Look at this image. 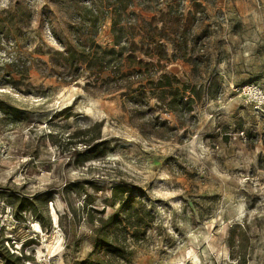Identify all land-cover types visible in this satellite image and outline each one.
Masks as SVG:
<instances>
[{
    "label": "rangeland",
    "instance_id": "1",
    "mask_svg": "<svg viewBox=\"0 0 264 264\" xmlns=\"http://www.w3.org/2000/svg\"><path fill=\"white\" fill-rule=\"evenodd\" d=\"M195 1L204 15L190 47L202 62L167 70L203 94L194 125L161 139L142 133L119 93L91 94L84 78L67 83L37 69L60 47L56 35L68 36L71 0H0V264H11L7 251L17 264L85 258L95 218L118 209L108 200L121 181L156 215L132 264H264V109L236 89H264V0ZM97 40L113 45L110 19ZM15 59L28 63L27 76ZM87 136L102 145L82 161L70 152Z\"/></svg>",
    "mask_w": 264,
    "mask_h": 264
},
{
    "label": "trees",
    "instance_id": "2",
    "mask_svg": "<svg viewBox=\"0 0 264 264\" xmlns=\"http://www.w3.org/2000/svg\"><path fill=\"white\" fill-rule=\"evenodd\" d=\"M71 1L68 36L64 39L56 35L60 47L50 52L46 62L37 63L39 72L67 83L84 78V90L91 94L119 93L124 108L139 120L137 126L147 137L153 134L166 139L167 135H177L180 128L193 126L194 107L204 88L183 81L167 68L176 60L193 67L202 62L203 58L191 50L198 43L195 30L204 15L203 4L192 0L191 9L185 13L184 0H170L166 9L161 7V0ZM107 19L111 21V46L97 40ZM168 45L173 47L171 55ZM12 64L22 76L29 74L26 61L15 59ZM157 109L175 116L178 126L162 120L156 115ZM96 139L89 136L74 142L70 153L82 157V161L90 160L102 145ZM81 145L82 151L78 148ZM139 193L137 186L123 181L112 187L108 202L118 204V209L95 218L93 249L72 264H132L137 246L148 238L156 223L155 213ZM17 258L9 251L3 255L11 264H17Z\"/></svg>",
    "mask_w": 264,
    "mask_h": 264
},
{
    "label": "built area",
    "instance_id": "3",
    "mask_svg": "<svg viewBox=\"0 0 264 264\" xmlns=\"http://www.w3.org/2000/svg\"><path fill=\"white\" fill-rule=\"evenodd\" d=\"M238 92L246 96L250 103L257 109H264V89L257 84L238 86Z\"/></svg>",
    "mask_w": 264,
    "mask_h": 264
}]
</instances>
